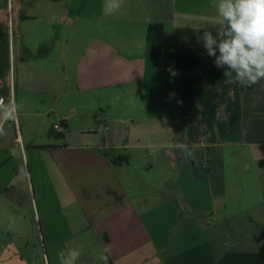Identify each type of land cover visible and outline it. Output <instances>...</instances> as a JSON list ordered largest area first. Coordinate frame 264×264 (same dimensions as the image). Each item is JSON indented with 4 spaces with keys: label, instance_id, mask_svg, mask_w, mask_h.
Instances as JSON below:
<instances>
[{
    "label": "crops",
    "instance_id": "crops-1",
    "mask_svg": "<svg viewBox=\"0 0 264 264\" xmlns=\"http://www.w3.org/2000/svg\"><path fill=\"white\" fill-rule=\"evenodd\" d=\"M216 2L123 0L105 15V0H0V97L22 105L23 146L15 124L0 121V233L8 248L25 226L19 186L30 196L35 182L49 242L69 238L80 257L93 260L91 248L107 246L110 264H264V80L230 83L197 42L205 28L216 35ZM152 24L166 31L157 58L147 46ZM51 114L64 125L63 140L46 143ZM117 156L129 166L137 159L147 170L165 167L175 202L137 193L119 174L123 163L112 162ZM237 201L246 205L232 212ZM61 221L67 238L58 235Z\"/></svg>",
    "mask_w": 264,
    "mask_h": 264
},
{
    "label": "clouds",
    "instance_id": "clouds-1",
    "mask_svg": "<svg viewBox=\"0 0 264 264\" xmlns=\"http://www.w3.org/2000/svg\"><path fill=\"white\" fill-rule=\"evenodd\" d=\"M122 6L123 0H105L103 12L113 15ZM214 6L218 14L214 25L216 35L205 28L197 42H202L207 56L214 58L213 63L217 68L225 69L223 75L229 78L230 83L251 86L264 80V0H217ZM203 24L196 27L197 31ZM168 71L172 76L177 74L171 68ZM21 107L14 99L0 97V121H15ZM2 132L3 128L0 127ZM151 147L155 151L154 146ZM174 147L186 156L192 155L187 144L177 143ZM9 219L12 220L11 217ZM108 252L105 246L100 253L99 258L104 264H107ZM80 255L77 249L60 251L59 264H78Z\"/></svg>",
    "mask_w": 264,
    "mask_h": 264
},
{
    "label": "rangeland",
    "instance_id": "rangeland-1",
    "mask_svg": "<svg viewBox=\"0 0 264 264\" xmlns=\"http://www.w3.org/2000/svg\"><path fill=\"white\" fill-rule=\"evenodd\" d=\"M70 33V32H69ZM48 125L49 130L46 133V143L48 141H62L63 134L59 135L53 127L54 124L62 125L63 123L55 117L54 114L48 116ZM68 133V132H67ZM66 133V135H67ZM73 139L82 138L79 135H71ZM21 146V145H20ZM152 156H149L150 161H155V153L151 152ZM246 161H250L252 163V159L250 157L247 158ZM142 164V163H141ZM125 169L119 172L121 177L129 176L134 182V187H136L137 193H143L144 198H160V204H166L170 207L171 201L175 202L173 197L177 194V190L174 188V177L170 175L169 171L164 167H155L154 170H147L140 166V162L137 159H133L130 163V166L126 163H123ZM126 173V174H125ZM246 178V176L243 175ZM44 188H46V211L49 210L53 205L52 200V192L49 186V183L46 180V184H42ZM27 187V186H26ZM26 187L19 186V194H25L26 197L24 200L21 198L18 201V212L21 215L19 218H24V228L23 224H19V231L13 236L16 238L15 244L12 249L8 248L7 241H9V235L1 234V245L3 248L1 249L4 257V261L1 264H59L58 253L60 251H65L67 249H73L70 245L73 240L67 238L69 236L66 224L64 222L57 223L58 226H61V233L59 232V236L61 238H67V245L63 243V241H58L54 239L49 242V238L47 235V223L45 220V216L43 214V206L42 201L40 199L39 189L34 182V192L28 195ZM170 198V199H169ZM169 199V200H167ZM169 201V202H167ZM246 205L245 201H237L232 204V212L235 209H240V204ZM169 204V205H168ZM181 204V203H180ZM154 204H152V207ZM182 208V207H181ZM183 210V209H182ZM184 211V210H183ZM187 214L183 213V219L179 221V225L176 226L173 233L181 232V226L183 225V221L186 218ZM21 220V219H20ZM172 225V224H171ZM173 227V226H172ZM170 226V229H172ZM253 235H260V233L252 232ZM57 236V234H53ZM233 236L235 234L232 233ZM96 246L91 248L93 252V260L87 257H80L78 264H104L99 256L98 250ZM15 258L12 263H8L5 261V257H9L10 254ZM107 264H110L107 260Z\"/></svg>",
    "mask_w": 264,
    "mask_h": 264
},
{
    "label": "trees",
    "instance_id": "trees-1",
    "mask_svg": "<svg viewBox=\"0 0 264 264\" xmlns=\"http://www.w3.org/2000/svg\"><path fill=\"white\" fill-rule=\"evenodd\" d=\"M166 42V31L162 24H152L149 26L147 34V46L149 53L152 57L157 58L160 56L164 44ZM106 157H111L109 153H104ZM128 157L117 156L112 159L114 164H120L127 162Z\"/></svg>",
    "mask_w": 264,
    "mask_h": 264
},
{
    "label": "built area",
    "instance_id": "built-area-1",
    "mask_svg": "<svg viewBox=\"0 0 264 264\" xmlns=\"http://www.w3.org/2000/svg\"><path fill=\"white\" fill-rule=\"evenodd\" d=\"M15 124V128H16V139L15 142L21 146H23V141H22V135H21V131H20V126H19V120H18V116L16 118L15 121H11ZM53 129L56 132H61L64 129V125H58V124H54Z\"/></svg>",
    "mask_w": 264,
    "mask_h": 264
}]
</instances>
